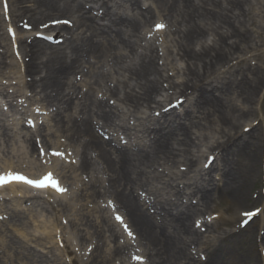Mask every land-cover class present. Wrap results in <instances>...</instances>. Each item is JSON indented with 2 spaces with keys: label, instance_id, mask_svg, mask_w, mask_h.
<instances>
[{
  "label": "bare ground",
  "instance_id": "bare-ground-1",
  "mask_svg": "<svg viewBox=\"0 0 264 264\" xmlns=\"http://www.w3.org/2000/svg\"><path fill=\"white\" fill-rule=\"evenodd\" d=\"M145 1L128 0L127 5L120 6L117 0H74L71 4L66 0H11L12 27L25 21L37 29L42 20L60 16L74 19L76 23L75 27L49 28L57 35L64 32L62 45L48 43L38 36L24 35L26 31L17 33L19 48L28 57L24 64V77L29 79L25 85L42 97L41 102L47 105L57 102L58 106L64 107L66 103L74 102L72 93L67 91L73 90V74L78 75L83 64L89 63L90 57L97 58L99 67L121 68L125 78L117 79L116 71L108 77L103 74L90 87L91 91L84 96V100L88 101L85 104L87 112L83 108L75 109L70 118L71 127L66 126L65 119L59 120L63 129L78 135V140L81 137L87 140L79 166H72L71 170L91 174L95 162L90 152L96 155L95 160L104 164L107 183L111 187L104 186L101 193H109L128 217L133 230L139 235V241L145 246L149 264H264V258L255 254L254 250L240 246L239 235L244 229L239 215L241 211L259 208L264 213V192L250 193L251 188L260 183L262 175L264 177L262 166H258L263 149L262 145L259 149L256 142V125L247 122L251 114L259 113L255 103L264 87V68L248 61L251 56L262 57L264 51L249 56L246 55L247 49L243 51L256 34L255 29L244 26L247 16L256 21L258 13L254 1L153 0L155 6H148ZM30 2L33 5L27 4ZM157 16L166 20L170 18L176 23L178 53L186 62L179 80L166 73L175 68L174 62H169L170 66H167L165 54L158 47L149 44L143 50L136 48L137 38H133L137 36L138 29ZM2 34L0 71L6 62V52L1 50L4 47ZM209 35H214V38L210 40ZM127 57L130 64L124 62L121 65ZM39 73L42 76L35 79ZM107 80L114 85H109ZM104 88L109 95L103 93L104 97H98L97 89L102 91ZM5 92L9 93L6 87L1 90V93ZM12 94L5 96L12 102L9 103L11 107L16 100L12 98L16 92ZM175 96L184 97L183 103L179 104L180 109L172 107L162 111L158 117L137 113L141 102H145L149 109H164L175 100ZM111 98L135 107L137 112L133 118L138 120L133 126L127 123V118L125 120L129 113L122 118L124 122L117 121L118 105L116 102L109 103ZM261 108L264 109V106ZM81 113L87 116L78 121L77 115ZM2 116L4 113L0 110V131L9 138L12 128L1 123ZM150 120L155 122L154 127L150 126ZM218 123L223 124L216 129ZM245 126L249 127L247 131L243 128ZM23 128L26 129L25 126ZM208 129H216V132H205ZM136 131L141 132L144 138L139 137ZM101 133L108 134L109 138L105 139ZM198 135H202L203 143ZM120 136L124 139L128 136L139 138L141 141L134 143L131 138L132 147L123 144ZM5 142L0 141V146L8 144ZM34 142L35 145L37 142ZM24 153L19 150L13 155L24 158L27 155ZM210 155L215 158L205 168ZM187 164L194 173L188 183L180 186L182 181L179 179L186 173L178 168ZM212 171L216 174L214 179L207 178L205 174L213 177ZM152 179L163 182L167 198L156 195L157 192L150 186ZM102 185L87 186L91 198L101 194L99 187ZM7 187L12 192L24 189L18 183ZM215 191H220L222 196H216ZM170 197L173 200L168 201ZM192 198H197V203ZM34 200L38 212L54 211L44 204L42 198L34 197ZM225 201L233 213H219L212 224L207 222L205 233L195 227L196 217L215 211L214 208ZM91 212L94 213L83 212V216L75 220L76 229L82 231V227H77L83 224L92 234V227H88L92 225L91 221L95 222ZM220 221L234 228L228 232L220 227L212 230ZM261 225L263 233L259 231L258 237L264 245V219ZM103 228L105 231V224ZM191 247L203 253V261L197 260L195 254L189 258ZM23 248L18 247L16 252L19 256L24 254L22 258L28 264H49L52 260L45 258L42 254L46 253L41 251V254L40 250L31 249L25 253ZM99 250L90 255L91 260L86 264L107 263L102 255L104 252ZM110 252L114 253V257L122 255L123 246L118 245Z\"/></svg>",
  "mask_w": 264,
  "mask_h": 264
},
{
  "label": "rangeland",
  "instance_id": "rangeland-1",
  "mask_svg": "<svg viewBox=\"0 0 264 264\" xmlns=\"http://www.w3.org/2000/svg\"><path fill=\"white\" fill-rule=\"evenodd\" d=\"M119 2L125 3V0H118ZM254 8L256 12L258 13L256 16V21L253 22V18L250 16H247L245 18V27L246 28H253L256 30V34L254 35V39L249 42V45L243 49L245 51L246 49L248 52H246V55H253L254 52H263L264 51V0H253ZM7 2V9L4 7L5 0H0V25L2 26V29L0 30V33H3L1 35V41L3 42V46L1 47L2 51L6 52V62L3 64V68L0 71V88H3L4 83H13L14 85L11 87H8L9 91H20L21 96L17 97L18 100L13 101V104H15L14 107H11L9 101H7L3 96H0V110L2 113H4V116H2L3 120L1 121L2 124L6 123L10 128H12L9 131V138L5 136L3 132L0 131V141H6L4 146H0V168L4 166H11L13 168L27 170L24 168H27V165L35 164L36 162H39L40 164H43L46 159H48L49 162L53 163L54 160L52 158H49V155H51V151H54L53 148H59L60 145L64 144L66 145V149L61 151L64 152L67 156H73L75 163L79 161V155L82 154L83 150V140H78V135L74 136L72 133L67 132L65 129H63L62 123L59 121L60 119H65V124L68 127H71L72 121L71 116L72 113H74L75 109H85V112H87L86 108V102L84 100V97H82V94L85 93V91L89 90V84L95 81H98L101 79L103 75L100 76L99 74V63L97 61V58H91L89 60V63L83 64V70L80 72V74L76 75V73L73 74V85L74 87L71 89H68L67 91L72 93L73 101L66 103L65 106L63 105L58 106L59 103L55 104H49L41 102L42 97L40 95H33L30 96L28 88L24 85L23 82V73L22 69L24 68V64L27 62V56L24 52L21 51L19 48L18 42L15 40V38H12V36L9 33L10 25L13 24V16L10 14V7H11V0H6ZM152 0L147 1L146 3H150ZM28 5H33V2L27 3ZM147 5H144V7ZM143 7V8H144ZM160 9V8H159ZM62 17V16H60ZM49 20H52V18L42 20L40 26L43 28L44 23L48 22ZM54 20V19H53ZM27 24L25 21H21L19 23V26H15V28H19L21 31L30 32L33 31V34L38 33L37 30H32L31 28L28 30L24 25ZM29 25V24H28ZM175 21H172L171 19H168V26L166 25L165 30L162 33H154L153 24H145L140 26V28L137 31V36L133 39L137 38L136 42V48L137 50H143L145 46H142L144 44H150L154 43L155 45L159 46L161 53L164 56V62L168 61L167 66H170L169 62H174V69L168 70L166 73L173 74L175 79H180L181 73H183V69L185 67V60L182 58V56L178 53L179 49L177 46V40L178 37L175 35ZM40 28V29H42ZM38 29V30H40ZM101 33V32H100ZM99 33V34H100ZM151 34L148 36V34ZM26 35V33H24ZM81 35V31H80ZM260 35V36H259ZM7 38L6 41H4ZM214 38V35H209V39L212 40ZM17 44V45H16ZM167 53V54H166ZM239 55V54H238ZM236 54V56H238ZM241 55V54H240ZM251 60L248 61L252 65H260L262 68H264V54L262 57L258 56H251ZM125 63L130 64L129 57H127L123 62H121V65ZM13 65V66H12ZM16 67L18 70L16 71L13 69V67ZM85 66V67H84ZM111 70L106 71L107 74H105L106 77H108L110 74H113V72L116 71L115 76L117 79L125 78V74L123 70L119 67L112 66L109 67ZM78 72V71H77ZM42 76V74L35 75V79H39ZM26 78H28L26 76ZM29 79V78H28ZM85 81V82H84ZM108 81V80H107ZM115 81V80H114ZM111 81H108L110 85H112ZM116 82V81H115ZM104 84V83H103ZM108 85V84H107ZM31 90V88H30ZM98 95L102 94L101 91H98ZM103 91V90H102ZM81 92V96L78 97V94ZM75 93V94H74ZM96 94V93H95ZM95 96V95H94ZM82 97V98H81ZM175 100L171 101L172 106L175 103L176 99L180 96H175ZM81 98V99H80ZM184 98V97H183ZM2 100V101H1ZM111 101H116L111 99ZM169 101V100H168ZM2 102V103H1ZM238 103L240 101H237ZM72 108H70V104H72ZM183 103V102H182ZM118 104V117L117 121L124 122L122 120L123 117H125V120L127 118V123L129 125H132L133 122H135V118H133L134 114H136L137 110L135 107H133L130 104L119 102ZM164 104H167L166 102ZM168 105V104H167ZM257 107V111L259 113L251 114L248 118V123H253L257 127L258 131V138L256 140L259 146V149L262 145V155L259 154L260 157L262 156V160L260 161L259 157V165L262 166V169L264 171V109L261 108V106H264V87L260 93V96L257 97V101L255 103ZM60 107V108H59ZM66 107V108H65ZM147 104L145 102H141L140 107L138 108V114L146 115L153 113L154 116H158L159 112H161L162 109H149L147 108ZM171 107V106H169ZM168 107V108H169ZM39 108L40 111L36 112L35 109ZM166 108V109H168ZM181 108L180 106L178 107ZM125 114V115H124ZM87 116L86 113H81L77 115L78 121L83 120ZM34 118L37 120L38 124L37 126H40L41 131L46 134L44 136V139H50L51 143H48V146L45 145H39V147H44L45 155H41L39 150V147L37 149L35 148L34 141L31 140H25V137H22V134H20V129L22 127V124H28L27 118ZM76 118V116L74 117ZM73 118V120H74ZM263 119V121H262ZM70 120V124L68 123ZM243 121V120H242ZM19 124H15V123ZM202 122V121H201ZM241 122V121H239ZM202 123H205L204 121ZM251 123V124H252ZM21 124V125H20ZM150 126L154 127L155 122L150 121ZM154 124V125H153ZM223 123H218L216 126V129L222 126ZM250 124V125H251ZM80 126V125H79ZM77 126V128H79ZM246 131L248 130V126L243 127ZM242 128V129H243ZM216 129H208L205 132H216ZM204 132V133H205ZM203 133V132H202ZM201 133V134H202ZM203 133V134H204ZM261 133V134H260ZM139 137L143 136L141 132L138 134ZM196 137L197 135H193ZM200 137L201 143L203 140L202 135H198ZM212 136L216 137L215 133H212ZM6 137V138H5ZM132 138V141L134 143H139L141 140L139 138ZM43 139V138H42ZM81 139V138H80ZM125 140H122L124 143ZM127 143V139H126ZM257 145V144H256ZM63 147V146H61ZM14 149V150H13ZM256 149V147H255ZM25 152L24 154H27L28 158L25 157V162L21 164L20 157L15 158L13 154H16L17 152ZM83 150V151H82ZM202 150L206 152V148L202 147ZM16 152V153H14ZM50 152V153H49ZM207 153V152H206ZM205 153V154H206ZM90 157H95V154L93 152H90ZM215 158V157H214ZM81 159V156H80ZM95 160V158H93ZM213 159V155L211 157ZM29 161V162H28ZM203 161V160H202ZM95 168L91 170V173H94V176L96 179L91 178V176L82 173L81 171H75L74 169L73 174L72 172L67 173L65 176L61 173L62 179L64 183L72 190V193L69 195H65L64 197L60 199H53V205L50 206L54 211L52 212H38V207L35 205V203H32V200H21V199H15L13 197L10 201H3L1 200L2 197H0V264H28L26 261L22 258V256H19L17 254L18 247L23 248L25 253L28 252V250H40V253H46L42 254L45 258H48L52 264H86L89 260H91V254L95 253L96 250L102 249L100 253H103V257L107 260L106 264H141L140 261L134 260L133 256H142L144 257L143 264H149L148 263V254L145 249V246L139 241V235L133 230V228L128 223L127 217L125 213L119 208L118 203L112 199L109 195V193H101L103 191L104 186L111 187L110 183L106 182L107 179V172H105V166L103 163L99 162L98 160H95ZM262 162V164H261ZM41 169H44L43 165L35 164ZM72 166V165H71ZM180 172L186 173L184 177H182V182L180 185L184 184L185 182H189V177L194 173V170L187 165H182L179 168ZM189 173V174H188ZM211 174H214L212 179L216 176L214 171H212ZM71 175L74 178L71 177ZM218 177V176H217ZM164 180V179H162ZM102 187H99V193H101L96 198H91V193L87 189V186H90L92 184L100 185L102 184ZM264 177L260 178V183L257 182L251 188V195L253 193H262L264 192ZM175 184V183H174ZM151 188L156 191V195L158 197H161L162 199L167 198V194L163 190V182L159 180L152 179L151 182ZM111 191V189L109 190ZM214 194L216 196H222L220 191H215ZM256 195V194H255ZM75 197V198H74ZM151 197H155V195H151ZM156 198V197H155ZM264 198V197H263ZM71 199V200H70ZM173 200L172 197L168 201ZM109 201L112 202V204L115 205V210L112 207V204L109 203ZM73 206L71 205V203ZM264 203V199H263ZM85 204V205H82ZM75 206V207H74ZM169 209V208H168ZM215 210H221L222 212H225V215H228L229 212H232L229 210V203L227 201L223 202L219 207L214 208ZM89 212L93 211L94 213H90L91 218L95 220V222L91 221L92 225L88 227L90 228V232L92 234H89V229L86 228V225L83 226V224H80L77 228H83L82 231H79L75 228V220H79L83 216V212ZM174 211V210H171ZM176 211V210H175ZM252 211V210H251ZM119 214L120 216H123L126 223L129 225V228L132 230V232L135 235V241L132 240L131 237L128 236L127 232L124 231L123 226L116 221L115 216L116 214ZM258 217L253 218L249 224L244 225V229L240 232V238L241 243L240 246L244 248H250L249 250L253 251L257 254L259 257L264 258V245L260 241V238L258 237V232L262 234L263 231L260 230L261 220L264 219V213L260 212ZM104 217H107L104 219ZM207 217L205 222L213 223L215 221L213 215L211 213L205 214V216L202 217V221ZM209 217H213V219H208ZM97 220V221H96ZM67 221V223H65ZM107 221V223H106ZM103 223V226L105 224V231L103 226L98 225ZM205 228V224L202 225ZM222 228V230H226L227 232L231 230V228H234L231 224L230 225H224V223H221V221L218 223L217 227H213L212 230L214 231L218 228ZM220 230V231H222ZM213 231V232H214ZM95 232L97 234H95ZM45 236L46 234V240L39 239V235ZM43 240V241H42ZM47 240H49V243H47ZM132 242V245H127L126 242ZM41 243H39V242ZM123 241V242H122ZM44 242V244H42ZM61 244H63V247H61ZM119 244L124 246L123 248V255H116L114 257V253L110 252L113 251ZM14 246V248H13ZM23 246V247H22ZM92 247V251L89 253L87 251L88 247ZM37 248V249H36ZM51 249V250H50ZM77 249H79L77 251ZM51 251L52 253H49L47 251ZM27 251V252H26Z\"/></svg>",
  "mask_w": 264,
  "mask_h": 264
},
{
  "label": "snow or ice",
  "instance_id": "snow-or-ice-1",
  "mask_svg": "<svg viewBox=\"0 0 264 264\" xmlns=\"http://www.w3.org/2000/svg\"><path fill=\"white\" fill-rule=\"evenodd\" d=\"M66 2L68 3H73L74 0H66ZM4 7L5 9H7L8 5L7 2L5 0L4 3ZM52 23L54 24H62V25H68L71 26L73 24V20L72 19H54L52 20ZM25 27H30V25L25 24ZM46 27V25H44ZM166 26L163 23H157L155 25V29L157 31L164 29ZM151 34L149 33V36ZM209 43H211V41H209ZM166 87V86H165ZM183 102V96L178 97L175 101L176 104H181ZM112 104H115V101H111ZM169 106H172V102H169ZM36 112H39L40 109L36 108L35 109ZM31 123V121H29ZM102 126V125H101ZM33 127H35V124H33ZM106 132V130H105ZM102 135H104V133H101ZM105 138H107V136L105 135ZM40 154L43 156L45 155V150L43 147H41L39 149ZM51 155L53 156H58L63 158L65 156L64 152H59V151H52ZM73 163H75V161H72ZM12 182H23L26 183L32 187H52L53 189H55L57 192L59 193H64L67 191L66 188L61 187L59 182L53 178V175L51 172L46 173L42 178L38 179V180H34V179H30L27 176H24L23 174L20 173H13L11 171L6 172V173H0V186H4L6 184L12 183ZM141 195H144L143 193H141ZM110 204H112L111 201H109ZM113 209L115 210V205L112 204ZM231 210V208L229 209ZM261 210L259 208H257L255 211H241L239 213L242 223L247 224L249 220H251L253 217H255ZM0 219H2V217H0ZM115 219L123 226V229L125 232H127L128 236L132 238L133 241H135V235L132 232V230L129 228V225L127 223L124 222V218L121 217L118 213L115 216ZM208 219H213V217H209ZM65 223H67V221H65ZM196 226L200 227V221L196 222ZM123 242V241H122ZM61 247H63V244H61ZM79 249H77L78 251ZM87 251L90 253L92 251V247L89 246ZM189 258H191L192 254H195L197 260L199 261H203L204 260V256L203 253L197 252V250L194 247L189 248ZM134 260L140 261L141 264H143L144 261V257L142 256H133Z\"/></svg>",
  "mask_w": 264,
  "mask_h": 264
}]
</instances>
